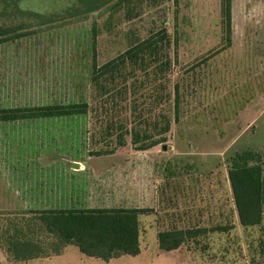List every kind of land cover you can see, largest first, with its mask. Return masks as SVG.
Instances as JSON below:
<instances>
[{
	"label": "rangeland",
	"instance_id": "obj_1",
	"mask_svg": "<svg viewBox=\"0 0 264 264\" xmlns=\"http://www.w3.org/2000/svg\"><path fill=\"white\" fill-rule=\"evenodd\" d=\"M73 1L22 0L17 6L51 15ZM231 13L227 49L220 0H132L81 19L36 25L0 43V110L87 102L101 112L89 86L93 62L100 66L161 29L172 42L170 90H179L178 121L164 143L146 151L134 150L128 135L123 147L116 146L115 135L104 139L108 116L98 113L0 123V188L11 158L85 162L87 181L99 186L106 178L91 176L92 170L102 176L108 165L96 162L95 153L113 149L100 156L114 159L115 175L108 180L127 187L129 207L149 211L138 218L141 255L108 264H264V210L259 226L241 227L227 176L235 153L264 155V0H233ZM21 21L0 0V25L15 28ZM105 109L112 116L121 111L115 120L129 125L128 108ZM196 228L209 232L177 253L159 249V232ZM219 228L225 231H210ZM63 264L81 263L68 256Z\"/></svg>",
	"mask_w": 264,
	"mask_h": 264
},
{
	"label": "trees",
	"instance_id": "obj_2",
	"mask_svg": "<svg viewBox=\"0 0 264 264\" xmlns=\"http://www.w3.org/2000/svg\"><path fill=\"white\" fill-rule=\"evenodd\" d=\"M22 0H3L13 14L22 18L12 28L0 25V43L23 37L22 31L81 19L104 9H119L132 0H74L60 13L40 15L18 9ZM232 1L220 0V25L223 49L232 42ZM21 31V32H20ZM95 38V30H92ZM171 39L161 29L132 43L127 50L108 62L91 65L89 86L92 100L100 103L98 112L87 102L66 105L0 110V123L64 117H82L89 113L108 116L101 130L104 139L113 138L117 147L125 146V136L136 151H146L166 141L172 121L179 118V90H170ZM128 108L129 125L120 112L107 114L106 106ZM104 113V114H103ZM103 114V115H102ZM172 114V115H171ZM99 117V116H97ZM114 150L96 152L95 157L112 155ZM264 155L245 150L228 159L227 176L238 222L243 228L259 226L264 210ZM148 209H95L71 211L0 212V250L12 262H27L60 255L73 246L84 256L108 262L120 256L140 253L139 216ZM225 231L224 228L212 229ZM206 228L167 230L157 234L161 251L171 252L190 240L204 236Z\"/></svg>",
	"mask_w": 264,
	"mask_h": 264
},
{
	"label": "crops",
	"instance_id": "obj_3",
	"mask_svg": "<svg viewBox=\"0 0 264 264\" xmlns=\"http://www.w3.org/2000/svg\"><path fill=\"white\" fill-rule=\"evenodd\" d=\"M96 162L107 164L101 175L92 170L91 176L104 177L102 183L97 186L95 179L90 182L86 179L82 167L85 162H71L64 158L51 160L31 158H11L4 164H10L11 173L7 183H2L0 190V211H71V210H95V209H138L129 207V196L125 185L117 186L115 182L108 180L113 177L114 159L110 157H96ZM29 165L28 171L17 166ZM23 170V171H22ZM121 172V169H119ZM0 180L5 179L0 174ZM22 191V196L19 194ZM77 248L67 246L60 255L39 258L27 262H12L0 250V264H63V259L70 256L79 263L93 264L112 263L123 256L103 262L98 259L82 255ZM179 248L170 253H177ZM141 255V250L139 255ZM135 256V257H137ZM188 255L183 257L188 259ZM130 257V256H129Z\"/></svg>",
	"mask_w": 264,
	"mask_h": 264
}]
</instances>
